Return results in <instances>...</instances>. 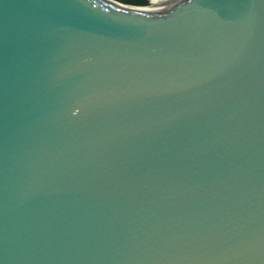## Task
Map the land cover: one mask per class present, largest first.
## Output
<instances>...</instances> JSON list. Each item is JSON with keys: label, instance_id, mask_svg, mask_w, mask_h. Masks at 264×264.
Listing matches in <instances>:
<instances>
[{"label": "water", "instance_id": "water-1", "mask_svg": "<svg viewBox=\"0 0 264 264\" xmlns=\"http://www.w3.org/2000/svg\"><path fill=\"white\" fill-rule=\"evenodd\" d=\"M0 264H264V0H0Z\"/></svg>", "mask_w": 264, "mask_h": 264}, {"label": "bare ground", "instance_id": "bare-ground-1", "mask_svg": "<svg viewBox=\"0 0 264 264\" xmlns=\"http://www.w3.org/2000/svg\"><path fill=\"white\" fill-rule=\"evenodd\" d=\"M149 1L159 6V14L161 16L173 15V13L176 12V10L178 9L179 3H180V0H149Z\"/></svg>", "mask_w": 264, "mask_h": 264}, {"label": "trees", "instance_id": "trees-1", "mask_svg": "<svg viewBox=\"0 0 264 264\" xmlns=\"http://www.w3.org/2000/svg\"><path fill=\"white\" fill-rule=\"evenodd\" d=\"M116 1H121V0H116ZM124 3L134 4V5L138 6V7H142V8H145V9H153L152 6L148 5L146 0H124Z\"/></svg>", "mask_w": 264, "mask_h": 264}, {"label": "rangeland", "instance_id": "rangeland-1", "mask_svg": "<svg viewBox=\"0 0 264 264\" xmlns=\"http://www.w3.org/2000/svg\"><path fill=\"white\" fill-rule=\"evenodd\" d=\"M114 1H116V0H114ZM116 2H118V3L121 2V4H125L126 6H129V7H138V6L134 5V4H127V3H124V0L116 1ZM147 3H148V2H147ZM148 5L154 7V9H155L156 11L159 10V9H158L159 6H157V5L153 4V3H148Z\"/></svg>", "mask_w": 264, "mask_h": 264}]
</instances>
